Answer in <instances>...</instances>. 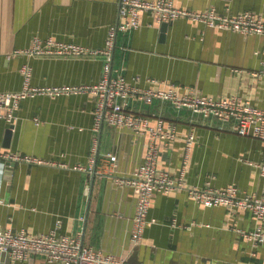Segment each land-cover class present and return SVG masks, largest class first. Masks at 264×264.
<instances>
[{
  "label": "crops",
  "instance_id": "crops-1",
  "mask_svg": "<svg viewBox=\"0 0 264 264\" xmlns=\"http://www.w3.org/2000/svg\"><path fill=\"white\" fill-rule=\"evenodd\" d=\"M173 1L194 10H251L264 17V0ZM120 2L0 0V91L23 89L27 67L33 85L99 81L103 55L33 56L19 50L31 48L36 36L105 47L111 26L119 21ZM262 68L263 34L188 18L157 22L144 13L139 27L118 31L113 48L112 74H122L141 88L173 83L181 92L239 94L264 108V75L252 74ZM95 106L93 95L38 94L22 100L13 117L0 116L1 227L80 234L86 244L144 264H264V241L256 243L243 233L259 225L264 229V219L248 209L232 213L224 205L203 204L185 187L154 194L144 238L134 245L137 198L131 187L114 179L143 160L147 138L107 122L97 128ZM130 108L161 114L176 124L178 136L163 147L159 166L182 177L187 186L236 184L241 194H264L262 139L160 101H133ZM192 130L196 141L186 162V139ZM6 153L41 161L8 160ZM0 264L65 263L40 254L14 261L0 253Z\"/></svg>",
  "mask_w": 264,
  "mask_h": 264
},
{
  "label": "built area",
  "instance_id": "built-area-1",
  "mask_svg": "<svg viewBox=\"0 0 264 264\" xmlns=\"http://www.w3.org/2000/svg\"><path fill=\"white\" fill-rule=\"evenodd\" d=\"M149 13L157 22H170L180 18L201 21L209 26L229 29L243 34H263L264 17L247 10L239 14L220 13L215 9L194 10L176 6L173 0H121L119 21L112 25L102 48H92L76 42H65L53 38L36 36L29 49L19 50L33 56H99L103 55L104 75L97 82L80 84L33 85L31 71L25 70L26 86L19 91H0V116L13 117L22 100L34 95L49 96L88 94L96 98L95 126L105 122L118 128H126L147 138L143 160L128 174L114 179L121 186H128L136 195V208L131 230V241L139 244L149 222V211L156 192H168L177 188H187L190 195L207 205H224L230 212L237 209L251 210L260 220L264 219V194H241L236 184L222 188L211 185L187 186L181 177L175 178L169 171L159 166L163 147L168 146L178 136L175 123L161 114L143 113L131 110L133 101L143 104L163 102L177 111H186L192 116H202L216 120L220 127L227 126L243 135H251L264 141V108L239 94L211 96L201 92H181L173 83L165 88H141L122 75H113V48L119 30L137 28L142 23V15ZM256 77L264 75V68L253 71ZM195 131L186 139L185 159H189L195 143ZM8 160L25 159L41 161L39 158L6 153ZM112 154L111 158L116 159ZM95 162V159H93ZM264 176V157L259 164ZM254 242L264 241V229L243 231ZM0 253L11 260H26L33 254H40L51 262L65 264H144L131 261L124 256L106 253L92 244H86L81 235L59 234L57 230L47 233H33L26 230L15 231L0 226Z\"/></svg>",
  "mask_w": 264,
  "mask_h": 264
},
{
  "label": "water",
  "instance_id": "water-1",
  "mask_svg": "<svg viewBox=\"0 0 264 264\" xmlns=\"http://www.w3.org/2000/svg\"><path fill=\"white\" fill-rule=\"evenodd\" d=\"M8 164H9L8 167H10V165H11L12 163H11L10 161H8Z\"/></svg>",
  "mask_w": 264,
  "mask_h": 264
}]
</instances>
